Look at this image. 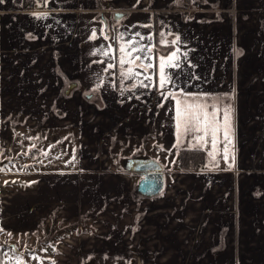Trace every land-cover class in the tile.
I'll return each mask as SVG.
<instances>
[{
	"label": "crops",
	"instance_id": "0c3cea01",
	"mask_svg": "<svg viewBox=\"0 0 264 264\" xmlns=\"http://www.w3.org/2000/svg\"><path fill=\"white\" fill-rule=\"evenodd\" d=\"M24 5L0 0V167L32 168L1 176V235L65 226L50 264H264V0ZM101 10L129 14L107 37ZM58 142L73 167L36 149ZM183 149L204 165L178 170ZM133 156L164 164L158 197L135 194Z\"/></svg>",
	"mask_w": 264,
	"mask_h": 264
},
{
	"label": "rangeland",
	"instance_id": "374dc122",
	"mask_svg": "<svg viewBox=\"0 0 264 264\" xmlns=\"http://www.w3.org/2000/svg\"><path fill=\"white\" fill-rule=\"evenodd\" d=\"M106 141V137H102ZM101 138V140H102ZM102 143H105V142ZM38 149L44 156L45 161L49 164V168H70L73 167V156L74 151L71 146H65L61 142L58 143H47L40 144ZM149 152V151H148ZM152 152V151H150ZM152 157V156H151ZM32 159V157H30ZM29 159V158H27ZM65 160H68L65 162ZM159 160V159H158ZM168 166L169 161H167ZM3 164V163H2ZM32 168L26 163H8L0 167V183L7 181L1 176L8 174L13 170H31ZM178 170L187 171L192 169H180L178 160ZM13 181V180H11ZM166 190V189H165ZM85 225V222H84ZM65 226L54 227H39L36 232L30 237H17L12 238L11 236H4L0 234V244L4 249L3 257L7 264H50V254L56 249L57 242L62 237L69 235V229L64 232ZM50 257V258H48Z\"/></svg>",
	"mask_w": 264,
	"mask_h": 264
},
{
	"label": "water",
	"instance_id": "95a60500",
	"mask_svg": "<svg viewBox=\"0 0 264 264\" xmlns=\"http://www.w3.org/2000/svg\"><path fill=\"white\" fill-rule=\"evenodd\" d=\"M127 12L119 11L114 14L116 22L123 20ZM105 30L108 28V22L104 19ZM76 85H71L66 91L70 94ZM90 97V96H89ZM121 165L124 170L139 176L135 188V194L141 198H156L161 195L167 185V171L164 164L151 156H133L121 159Z\"/></svg>",
	"mask_w": 264,
	"mask_h": 264
},
{
	"label": "flooded vegetation",
	"instance_id": "af4514ba",
	"mask_svg": "<svg viewBox=\"0 0 264 264\" xmlns=\"http://www.w3.org/2000/svg\"><path fill=\"white\" fill-rule=\"evenodd\" d=\"M39 1L41 2V1H43V0H39ZM221 8H223L221 2H219L218 4H215V5H213V6H211V9H214V10H217V11H221V10H222ZM189 10H190V6H187V5H186V9L184 10V12H185V13H188ZM192 10H193L194 13H198V12L200 11V9H197V8H192ZM36 11H39V10L36 9ZM101 11H102V12H101V19H102L103 24H104L103 29H104V32H105V34H106L107 37L110 36L111 32H112L115 28H117L118 24L121 23V22H123L124 18H125L126 16H128V14H129V13L127 12V15L123 18V20H121V21H119V22H116L115 19H114V14H115L116 12H119V11H112V13H109L108 15L105 13L104 10H101ZM233 11L235 12V9H233ZM123 12H126V11H123ZM216 14H217V15H216ZM216 14L213 15V16L211 17V18H212V19H211L212 21H227V20L229 19V20H231L232 24L234 25L235 22H236V20H237L236 15H234V13H231V12L227 13L226 15H224L223 13H216ZM235 14H236V13H235ZM104 19H106L107 22H108V28H107V30H105ZM234 27H235V25H234ZM166 37H167V36H166ZM163 38H164V37H162V39H160V40H161V41H168L170 48H167L166 50L169 51V52L173 51L174 48H176L177 43H179V41H178L179 39H178V37H176V36H175V37H171V39H168V40H166V38H165V39H163ZM14 50L17 51V48H14ZM71 85H76V86H74V88L72 89V91H73V90L77 87V84L74 83V82H73V83H69V87H68V89L70 88ZM72 91H71V93H72ZM71 93H70V94H71ZM89 96H90V97H89ZM93 96H94L93 93H88V94L86 95V98H87V99H91ZM145 98H146L147 103H148V95H146ZM150 100L152 101V99H150ZM147 108H148V104H147ZM108 136H109V133L106 132V133H104V134L101 136V138H102V137H106V138H107ZM158 138H159V137H158Z\"/></svg>",
	"mask_w": 264,
	"mask_h": 264
},
{
	"label": "trees",
	"instance_id": "16d2710c",
	"mask_svg": "<svg viewBox=\"0 0 264 264\" xmlns=\"http://www.w3.org/2000/svg\"><path fill=\"white\" fill-rule=\"evenodd\" d=\"M31 0H25L26 6ZM179 168L180 169H194L199 166L204 165L206 160V155L204 151L199 149H183L178 153ZM2 232L0 231V234ZM4 249L0 244V257H3Z\"/></svg>",
	"mask_w": 264,
	"mask_h": 264
},
{
	"label": "built area",
	"instance_id": "2783aa9c",
	"mask_svg": "<svg viewBox=\"0 0 264 264\" xmlns=\"http://www.w3.org/2000/svg\"><path fill=\"white\" fill-rule=\"evenodd\" d=\"M39 0H31L26 6H24V9L29 10V11H36L35 3L38 2ZM152 101H154V98H152ZM105 139L102 138V142Z\"/></svg>",
	"mask_w": 264,
	"mask_h": 264
}]
</instances>
